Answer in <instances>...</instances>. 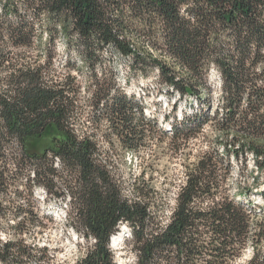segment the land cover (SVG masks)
<instances>
[{
	"label": "trees",
	"instance_id": "1",
	"mask_svg": "<svg viewBox=\"0 0 264 264\" xmlns=\"http://www.w3.org/2000/svg\"><path fill=\"white\" fill-rule=\"evenodd\" d=\"M113 55L127 61L125 85L156 71L171 110L189 98L201 107L162 129L118 82ZM98 132L111 150L171 157L204 136L165 224L144 170L122 195ZM247 153L264 173V0H0V222L5 202L40 187L67 200V223L88 244L75 264H115L121 223L135 264H231L249 242L241 264H264V186L260 208L229 191L232 161L245 165ZM17 244L0 241V264L21 262Z\"/></svg>",
	"mask_w": 264,
	"mask_h": 264
},
{
	"label": "rangeland",
	"instance_id": "2",
	"mask_svg": "<svg viewBox=\"0 0 264 264\" xmlns=\"http://www.w3.org/2000/svg\"><path fill=\"white\" fill-rule=\"evenodd\" d=\"M64 54L56 57V62L62 61ZM112 60L116 66L117 80L125 87L128 94H134L144 98L146 113L155 117L158 125L162 129L168 130L172 124V117L179 118L182 113L192 115L196 109L201 107L195 98L186 101H179L176 109L171 110L174 97L168 99L165 91L159 92L157 82V72L153 71L148 76H137L132 79L129 85H125L127 78L126 59L113 55ZM214 88L218 87V79L215 72L210 75ZM145 94H144V93ZM216 93L213 95V104L216 103ZM98 132L97 140L99 149L102 152L100 158H107L110 161L109 168L121 182V193L126 198L132 197V182L144 170V180L157 187L158 194L155 199V206L159 208L158 218L161 225L168 221L170 211L174 206V196L177 186L185 179L184 164L194 163L198 159L200 152L205 149L207 141L200 133L189 142V147L185 149V155L170 156V152L165 149L162 152L155 151V147L150 146L141 152H122L110 149ZM209 134V133H203ZM211 139V135L209 134ZM213 136V134H212ZM167 140H164L166 144ZM161 143L162 146H165ZM160 150L162 148H159ZM253 177H259V185L254 187ZM229 191L233 199L244 201L248 199L257 207L262 206L260 190L264 186V173H256L253 166V159L250 153L246 155L245 165L233 160L232 172L228 178ZM241 185L244 188L241 190ZM242 191V192H240ZM49 197V196H48ZM46 197L44 190L37 187L33 197H20L10 200L6 204L5 217L0 222V241L8 239L17 241L19 251V261L12 264H75L87 251L88 244L81 236L71 228L66 220L68 211L66 202L63 199ZM11 206L21 207L22 212L19 218H15ZM24 217V223L15 227L16 221ZM254 222L260 218H253ZM123 229L122 241L116 248H110L114 255L115 264H135V254L131 248V238L129 236V226ZM120 229V227H119ZM264 252V238L260 247ZM253 251L252 243L249 242L242 250L240 256L231 264H241L246 261ZM30 253V254H29Z\"/></svg>",
	"mask_w": 264,
	"mask_h": 264
},
{
	"label": "bare ground",
	"instance_id": "3",
	"mask_svg": "<svg viewBox=\"0 0 264 264\" xmlns=\"http://www.w3.org/2000/svg\"><path fill=\"white\" fill-rule=\"evenodd\" d=\"M121 227H125V225L120 224V229L116 233H114V234L111 235V238H110V241H109V247L110 248H116L117 245L120 244V241H122V236L123 235H122V229H121Z\"/></svg>",
	"mask_w": 264,
	"mask_h": 264
},
{
	"label": "built area",
	"instance_id": "4",
	"mask_svg": "<svg viewBox=\"0 0 264 264\" xmlns=\"http://www.w3.org/2000/svg\"><path fill=\"white\" fill-rule=\"evenodd\" d=\"M57 161H58V160L56 159V165H57ZM170 214H171V211H170ZM121 224H122V223H121ZM124 224H125V223H124Z\"/></svg>",
	"mask_w": 264,
	"mask_h": 264
}]
</instances>
